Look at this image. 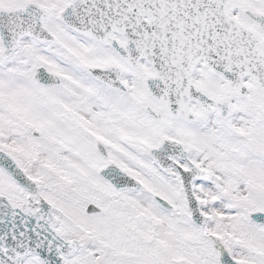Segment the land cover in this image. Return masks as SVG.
I'll list each match as a JSON object with an SVG mask.
<instances>
[{
	"label": "snow or ice",
	"instance_id": "6c2138e0",
	"mask_svg": "<svg viewBox=\"0 0 264 264\" xmlns=\"http://www.w3.org/2000/svg\"><path fill=\"white\" fill-rule=\"evenodd\" d=\"M0 264H264V0H0Z\"/></svg>",
	"mask_w": 264,
	"mask_h": 264
}]
</instances>
